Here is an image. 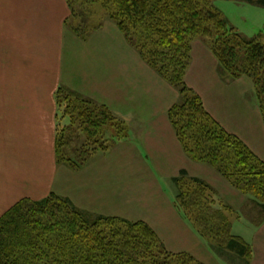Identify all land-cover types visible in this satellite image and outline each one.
Masks as SVG:
<instances>
[{"label": "trees", "instance_id": "16d2710c", "mask_svg": "<svg viewBox=\"0 0 264 264\" xmlns=\"http://www.w3.org/2000/svg\"><path fill=\"white\" fill-rule=\"evenodd\" d=\"M244 1L264 7V0ZM64 3L68 15L63 27L81 41L100 30L98 17L100 11L104 12L141 60L179 92L180 101L167 111V116L183 151L252 196L264 214V162L228 134L208 114L200 97L184 84L191 40L196 36L209 38L223 74L252 81L264 117V35L243 38L200 0ZM54 99L61 118L67 117L71 125L58 129L57 124L58 165L77 171L92 154L112 148L126 136L124 123L105 105L65 86L56 88ZM109 128L114 129V138L107 137ZM76 131L79 137L84 136L80 150L68 141ZM174 181L180 189L179 207L187 211L202 238L239 257H252L250 245L232 234L230 220L214 207L211 190L204 181L189 178L185 172ZM0 264L203 263L188 253L167 251L153 229L142 221L90 214L76 208L68 198L50 193L38 200L21 199L0 218Z\"/></svg>", "mask_w": 264, "mask_h": 264}, {"label": "crops", "instance_id": "0c3cea01", "mask_svg": "<svg viewBox=\"0 0 264 264\" xmlns=\"http://www.w3.org/2000/svg\"><path fill=\"white\" fill-rule=\"evenodd\" d=\"M60 2L0 0V5L8 7L6 15L11 20L31 22V5L51 6ZM3 14L4 8L0 10V18ZM19 29L13 30L17 38L26 35ZM118 33L113 24L106 22L86 42L77 39L76 56L80 49L84 48L83 53L91 50L89 62L71 60L65 67L62 52L51 92L31 90V47L26 54L30 60L28 65L20 66L7 80L13 84L10 92L4 91L7 81L0 73V218L21 199L38 200L53 192L90 214L142 221L168 246L163 232L157 230L171 228L170 219L179 222L180 217L172 207L167 182L185 172L188 177L200 179L211 187L214 180L229 194L227 183L208 165L191 160L175 135L167 111L178 103V91L150 69ZM27 42L31 45V40ZM194 50L185 76L187 86L200 96L205 110L227 133L236 136L264 161V119L252 82L246 78H223L207 51L194 59ZM205 62L210 64L208 68ZM4 67L8 66L0 64V68ZM58 86L71 88L125 119L129 138L101 156L96 154L77 171L58 165L55 157L57 118L53 113L54 92ZM230 86L232 91L241 88L244 92L253 90V94L247 100H243L242 94L238 104L228 98ZM116 154L135 156L142 163L141 178L135 188L130 186L131 193L137 187L138 191L145 189V185L151 192L146 191L145 198L139 197L137 205L123 200L126 193L116 189L119 180L132 179V175L125 176L123 168L117 170L109 162L111 155ZM110 181L112 189H109ZM140 181L142 187H139ZM100 185L107 186L108 191H102ZM236 236L255 250L257 239L251 236L248 241L244 235ZM176 240L180 249L170 248L171 251L191 253L201 263L208 264L212 254L197 236L190 233L187 241Z\"/></svg>", "mask_w": 264, "mask_h": 264}, {"label": "rangeland", "instance_id": "374dc122", "mask_svg": "<svg viewBox=\"0 0 264 264\" xmlns=\"http://www.w3.org/2000/svg\"><path fill=\"white\" fill-rule=\"evenodd\" d=\"M200 3L204 4V6L206 5V9L210 8L211 10L219 13L221 19H224L227 22L228 28L234 29V31L240 36H242L243 38L255 39V37L259 35L261 36L264 35V7L263 6H259L255 3H250L244 0H200ZM2 8H4V14L2 15V18H0V64H4L5 66H8V67H4L3 69L0 68V73L4 74L3 75L4 81H7L8 78L11 77L12 72H15L20 66L26 67L28 65V62H30V60L26 58L27 56L26 54L28 53L29 47H31V90H33L34 92L36 89H37L36 91L38 92H45V93L51 92L53 90L52 87L54 86V83L56 81V79H54L53 76L55 75L56 77L57 75L56 72L60 64L62 52L64 54L63 61L65 64V67H66V62L70 63L71 60H81V61L89 62V60L91 59L92 52L90 49H89L90 52L83 53V49H84L83 48L77 52V56L75 54L76 49H77V43H76L77 38L67 28L63 27V23H62L64 18L68 15V11L65 6L64 0H61L59 4H53L51 6L39 5V4L31 5V22H15L14 20H11L10 18H8V16L6 15L8 7L0 5V10ZM100 12H101V16L98 17V19H99V23H101V28L104 27L106 22H110L111 24H113L109 19L105 17L104 12L102 11ZM16 28H20L19 31L26 33V35L23 37L17 38L13 32V30H16ZM116 30L117 32H119L117 28ZM91 35L89 36L88 39H90ZM214 36L215 35H213V37ZM28 40H31V45L28 44L27 42ZM64 40H66V42H65V47L63 48ZM86 41H83V42H86ZM262 44H264V37L262 38ZM211 45H212L211 39L209 38H206L204 36L194 37L191 40V44H190V47H191L190 65L192 61L193 50L195 49L194 59L196 58L199 59V54L203 55V51L205 50L210 54L211 60L215 62L214 64H216L217 67H219V72L222 73L221 76H223V78L225 77V78L230 79V77L223 74V71L221 70L218 61L216 60V58L214 57L212 53ZM61 46H62V49H61ZM196 54H197V57H196ZM207 63L208 62H205V66L208 68L210 64H207ZM153 71L159 77H161L155 70ZM241 78H246V77H241ZM250 81L251 80H249V82ZM184 84L186 88L190 90L191 93L199 96L193 89L187 86L185 78H184ZM12 86L13 84L10 81H7L5 83L4 91L10 92L12 89ZM230 88H232V86H230L227 89L228 98L236 100L238 104L241 103L242 94L244 96L243 100L244 98L245 100H247L248 96L251 97V95L253 94V90L249 92H244L245 90L241 91V88H238V90L234 89L232 91ZM53 113L54 114L58 113V110L55 104L53 106ZM59 113H58V116L56 117L57 121H59V123H57L59 125L58 129L69 128V126H71L69 119L67 117L61 118ZM261 115H262V112H261ZM116 118L122 121L127 129L126 136L122 140L128 139L129 131H128V126L126 124V120L118 116H116ZM76 127L77 125H74L72 126V129L75 130ZM75 134L77 137L73 136L68 141H70L71 146H73L74 148L77 147L78 150H80V147L83 145L84 136L82 135L79 137V133H77V131ZM114 134H115L114 129L109 128V132H107V137L109 135V137L114 138ZM110 149L106 151H99V152L92 154L85 161V163L89 161L96 154L98 156H101L102 153H105L109 151ZM113 154H115L114 151H113ZM109 162L111 163V165H115L117 167V170L119 168H123L125 176L132 175V179L130 181L119 180L116 183V189L118 191H124V193H126L127 195V197L122 196L123 200H125L126 202L130 204L137 205L139 197L145 198L147 195L146 191L151 192L150 190H147L148 187L146 185L144 189L142 187L143 186L142 181H140L139 187H142L141 190L138 191V187H137L131 193L130 186L135 188L138 184V179L141 178L140 170H141L142 163L139 160H137L135 156L130 157L128 156V154L111 155V160ZM213 170L229 186L227 189L229 192L228 194L227 191L225 192L222 191L219 183H217L216 181L214 180L212 181V184H211L212 187L208 183L205 182L211 190L210 196L214 200V207L216 209L222 210L226 214V216L231 222V226H232L231 232L234 236H236V234L244 235L248 239V241L251 236L253 240L257 239V242L255 244L256 246L255 250L252 246H250L252 257L249 259L239 257V255L228 252L225 249L220 248L216 246L215 244H212L210 241L202 238L198 234L193 223L189 220V215L187 211L185 212L183 208L179 207L180 203H178L179 202L178 196L180 194V189H179L178 184L175 183L174 180L167 182L166 186L168 187L167 190H169L171 194L170 197H171L172 207L178 213L180 219H179V222L178 220L176 221L175 219H170V222H173L171 228H166V230L165 228L157 230L159 233L163 232V238L165 239L166 242H168V246L163 244L164 247L166 248L167 251L171 253H176V254L188 253V252H176V251L174 252V251H171L170 248L180 249L179 245L177 244L176 239L180 238V239L187 241L190 233H193L205 244L207 248L206 250L209 251L213 256L212 257L211 255H209L208 264H264V214L261 211L260 206L258 205L260 203L257 200H255L252 196L246 195L242 193L241 191H239L238 189H236L228 180L222 177L215 169ZM109 183H110L109 189H112L111 188L112 182L110 181ZM183 184L186 185L185 183ZM100 188L102 191H105V189L108 191L107 186L102 187L100 185ZM231 203L234 204L235 207H233ZM156 236L161 241V243H163L157 234ZM188 254L192 255L191 253H188ZM192 256L196 258L194 255Z\"/></svg>", "mask_w": 264, "mask_h": 264}]
</instances>
